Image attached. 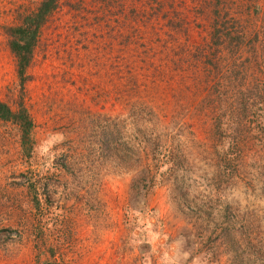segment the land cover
<instances>
[{"label":"rangeland","instance_id":"obj_1","mask_svg":"<svg viewBox=\"0 0 264 264\" xmlns=\"http://www.w3.org/2000/svg\"><path fill=\"white\" fill-rule=\"evenodd\" d=\"M41 1L0 0L11 104L7 28ZM29 74L30 157L0 120V264H264V0H63ZM151 134L177 170L162 165L139 211L131 182Z\"/></svg>","mask_w":264,"mask_h":264},{"label":"trees","instance_id":"obj_2","mask_svg":"<svg viewBox=\"0 0 264 264\" xmlns=\"http://www.w3.org/2000/svg\"><path fill=\"white\" fill-rule=\"evenodd\" d=\"M62 1L63 0H42L33 12L27 14L23 18L20 24L7 28L9 46L17 61V72L22 93L15 104H11L0 99V120L4 122H11L18 126L21 135V146L23 148L24 155L28 157L32 155L34 148L35 122L25 102V85L31 78L29 69L36 56L42 29L59 8ZM216 36H218V31ZM167 44L171 45L169 42H165L163 45L166 46ZM196 76L199 79V76ZM244 100H246V98L243 99V101ZM220 127L221 129H225L224 125ZM243 142L246 143L244 140H238L237 142L232 143L231 149H233V147L241 149L239 148V145H244ZM146 143L148 145V147H146L147 150L142 148V151L136 154V156L140 159V162H142V165L137 169V172L133 176L131 182L132 195L130 203L135 210L140 209L139 211H144L146 209L147 196L153 189L154 185L157 184L158 178L163 175L160 169L162 165H171V171L174 173L177 170V166L173 168L176 156L171 154V150L169 151L170 154L165 151L167 147L163 144L162 139L153 137V134H151V138L146 141ZM222 145L223 144H219L217 146L222 147ZM215 152L220 156V164H217V167L220 170L221 177L224 179V182H230V179L233 176L231 171L232 159H230L227 154H223L221 151ZM142 153L146 154V157L143 158ZM219 179H215V185H217L216 182ZM224 182L218 181V186ZM29 191L30 193H35V207L40 208V199L37 196L36 188L30 186ZM46 264L61 263L57 260H48Z\"/></svg>","mask_w":264,"mask_h":264}]
</instances>
